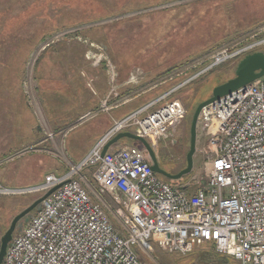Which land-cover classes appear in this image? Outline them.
Returning a JSON list of instances; mask_svg holds the SVG:
<instances>
[{"label": "rangeland", "instance_id": "1", "mask_svg": "<svg viewBox=\"0 0 264 264\" xmlns=\"http://www.w3.org/2000/svg\"><path fill=\"white\" fill-rule=\"evenodd\" d=\"M253 3L254 0H0V185L24 188L41 183L50 173H67L78 157L68 151L67 143L71 146L79 136L89 137L95 124L105 121L104 114L95 121H77L71 130L75 131L66 139L62 135L67 125L66 130L49 127L46 101L41 97L39 100L37 94L45 84L40 79L47 72L48 56L60 55L56 50L69 44L79 49L81 42L86 54L97 52L98 65L105 74L103 56L115 64L117 86L111 87L107 74L106 79L109 91H113V103L127 100L117 110L121 116L179 86L166 100L180 98L187 108L186 117L173 129L172 138L158 140L152 146L163 169L178 173L185 168L197 106L212 96L215 86L235 76L238 61L244 56L228 59L207 71L209 61L202 60L225 46H246L264 39V0L259 5ZM57 34L60 37L50 42ZM48 42L50 45L42 49ZM255 51H264V42L249 53ZM194 61L196 66L186 69ZM129 71L138 74L132 82H128ZM208 142L209 136L197 129L192 172L178 180L161 177L172 185L205 182ZM124 145L140 146L126 138L112 146L118 149ZM92 170L82 172L84 185L120 227L116 204L109 195L100 193ZM42 195L43 192L0 193V246L14 217ZM36 209L18 222L13 236L24 229ZM139 252L145 264H240L232 256L218 253L212 244L196 246L187 255L170 254L158 247L152 252Z\"/></svg>", "mask_w": 264, "mask_h": 264}, {"label": "built area", "instance_id": "2", "mask_svg": "<svg viewBox=\"0 0 264 264\" xmlns=\"http://www.w3.org/2000/svg\"><path fill=\"white\" fill-rule=\"evenodd\" d=\"M54 37L50 42L60 34ZM263 42L225 46L203 58L202 62L209 61L204 71L242 57ZM87 57L100 62L97 53L90 51ZM103 57L109 84L115 88L117 68L108 56ZM137 75L131 72L128 82ZM178 88L115 120L67 173H50L41 183L24 188L0 185L2 194H44L62 184L13 236L1 264H145L139 249L152 252L158 247L170 254L187 255L205 244L240 264H264V76L202 107L198 129L209 136L205 182L170 184L153 170L147 151L136 145L102 155L106 143L125 130L151 145L172 138L173 129L187 114L180 98L166 100ZM112 93L102 109L122 104L109 103L114 100ZM90 168L100 193L116 204L120 227L84 185L82 172Z\"/></svg>", "mask_w": 264, "mask_h": 264}, {"label": "crops", "instance_id": "3", "mask_svg": "<svg viewBox=\"0 0 264 264\" xmlns=\"http://www.w3.org/2000/svg\"><path fill=\"white\" fill-rule=\"evenodd\" d=\"M81 43H78L79 49H74L75 45L69 44L63 46L65 47L63 50H56L60 55L57 56L53 51L54 55L48 56L47 72L40 79V82L45 84L43 86L41 84V89H37L39 100L41 97L42 101H46L51 123L49 127L52 130L67 129L64 135L61 134L66 139L75 131L71 130L77 121L86 119L95 121L102 114L105 115V121L102 123L100 120L95 124L96 128L91 131L89 137L79 136L72 141L71 146L66 142L68 151L78 156L76 161H79L106 134L115 120L125 116H121L117 110L127 103L126 101L109 110L102 109L104 101L110 94L106 74L98 63L88 59ZM108 101L112 104L114 100ZM64 125H67L66 129ZM109 150L113 151L115 148L111 146Z\"/></svg>", "mask_w": 264, "mask_h": 264}, {"label": "water", "instance_id": "4", "mask_svg": "<svg viewBox=\"0 0 264 264\" xmlns=\"http://www.w3.org/2000/svg\"><path fill=\"white\" fill-rule=\"evenodd\" d=\"M262 76H264V51H255L249 53L239 61L235 71V76L215 86L212 92V96L206 99L205 101L201 102L197 106L191 122V129H190L191 140H190V149L187 154V166L182 170H180L178 173H170L167 170L163 169L158 162L156 153L154 151V148L151 146V144L144 137L134 133L131 130L121 131L117 135H115L112 139H110L103 148L102 155H104L113 144L121 141L124 138L132 139L134 141H139L147 150L149 157L153 162L152 168L155 172H157L159 175L169 180L181 179L183 176L190 174L194 167V155L196 153V141H197V122L202 107L244 86L245 84H248L250 82H253L261 78ZM61 185L62 184H58L53 188H51L49 191L44 193L41 197H39L31 205L26 207L24 210H22L14 217L10 227L7 229V231L4 233V235L1 238L0 264L2 263L8 245L13 238V233L16 229L18 222L23 217H25L30 212H32L35 208H37L49 195H51Z\"/></svg>", "mask_w": 264, "mask_h": 264}, {"label": "trees", "instance_id": "5", "mask_svg": "<svg viewBox=\"0 0 264 264\" xmlns=\"http://www.w3.org/2000/svg\"><path fill=\"white\" fill-rule=\"evenodd\" d=\"M254 2H255V3H253V5H259L258 3L261 2V0H254ZM241 3H242V1H241ZM175 55H176V54H175ZM176 56L182 57V55H176ZM129 74H130V71H129V73L127 74V77H128ZM129 76H130V75H129ZM130 140H132V139H130ZM132 141H134V140H132ZM136 142L139 143V145L141 146V148H144V146H143L139 141H136ZM140 146H139V147H140ZM167 180H169V179H167Z\"/></svg>", "mask_w": 264, "mask_h": 264}, {"label": "bare ground", "instance_id": "6", "mask_svg": "<svg viewBox=\"0 0 264 264\" xmlns=\"http://www.w3.org/2000/svg\"><path fill=\"white\" fill-rule=\"evenodd\" d=\"M247 54H249V53H247ZM247 54H245V55H247ZM242 59V58H241ZM205 101V100H204ZM203 102V101H202ZM200 114V113H199ZM199 118V117H198ZM197 129H198V122H197ZM149 142V141H148ZM152 146V145H151ZM153 147V146H152ZM144 149H145V147H144ZM146 150V149H145ZM147 151V150H146ZM147 154H148V152H147ZM148 156H149V154H148ZM151 160V159H150ZM151 162H152V160H151ZM152 164H153V162H152ZM157 173V172H156ZM161 176V175H160ZM166 180V179H165Z\"/></svg>", "mask_w": 264, "mask_h": 264}, {"label": "flooded vegetation", "instance_id": "7", "mask_svg": "<svg viewBox=\"0 0 264 264\" xmlns=\"http://www.w3.org/2000/svg\"><path fill=\"white\" fill-rule=\"evenodd\" d=\"M243 56H245V55H243ZM242 56V57H243ZM239 62V61H238ZM154 148V147H153ZM154 151H155V153H156V150H155V148H154ZM156 156H157V159H158V155H157V153H156ZM158 162H159V160H158ZM161 166V165H160ZM162 167V166H161Z\"/></svg>", "mask_w": 264, "mask_h": 264}]
</instances>
